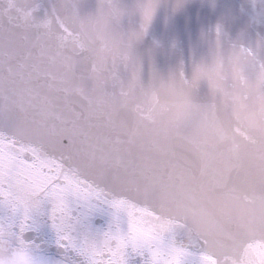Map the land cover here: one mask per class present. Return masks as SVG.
<instances>
[{
	"label": "snow or ice",
	"instance_id": "1",
	"mask_svg": "<svg viewBox=\"0 0 264 264\" xmlns=\"http://www.w3.org/2000/svg\"><path fill=\"white\" fill-rule=\"evenodd\" d=\"M83 3L0 0V264H264V197L215 240L156 212L102 151L142 33L115 30L113 0Z\"/></svg>",
	"mask_w": 264,
	"mask_h": 264
},
{
	"label": "water",
	"instance_id": "2",
	"mask_svg": "<svg viewBox=\"0 0 264 264\" xmlns=\"http://www.w3.org/2000/svg\"><path fill=\"white\" fill-rule=\"evenodd\" d=\"M146 0H113L121 15L115 30L133 39L109 113L115 126L95 136L111 162L146 195L155 211L215 240L234 235V222L264 197V103L243 105L213 97L207 84L161 85L156 74L191 75L217 39L264 51V15L251 19L248 0L156 3L146 28ZM95 11L97 0H84Z\"/></svg>",
	"mask_w": 264,
	"mask_h": 264
},
{
	"label": "clouds",
	"instance_id": "3",
	"mask_svg": "<svg viewBox=\"0 0 264 264\" xmlns=\"http://www.w3.org/2000/svg\"><path fill=\"white\" fill-rule=\"evenodd\" d=\"M184 2L186 0H146L142 10L148 8L153 12L156 3L175 8ZM97 3L107 7V0H97ZM248 3L251 6L252 20L264 15V0H248ZM129 59L139 64L131 54ZM153 77L157 78L161 85L176 89H182L188 81L205 83L213 97L217 94L228 96L240 105H243L248 97L258 104L264 103V51L237 42L222 43L219 39V29L217 39L194 63L190 76L181 71L179 74H156Z\"/></svg>",
	"mask_w": 264,
	"mask_h": 264
}]
</instances>
